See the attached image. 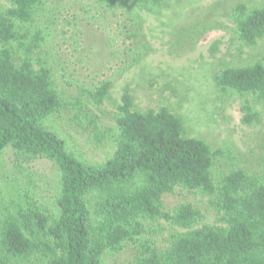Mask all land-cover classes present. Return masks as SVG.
<instances>
[{
	"label": "trees",
	"instance_id": "16d2710c",
	"mask_svg": "<svg viewBox=\"0 0 264 264\" xmlns=\"http://www.w3.org/2000/svg\"><path fill=\"white\" fill-rule=\"evenodd\" d=\"M48 1L11 0L0 9V155L10 150L17 165L47 160L57 172L50 208L28 193L0 207V264H108L122 253H130L126 264H264V174L216 173L219 151L184 137L181 119L167 108L135 110L127 90L114 126L102 127L88 105L98 109L113 81L76 85L77 96L60 88L42 55L51 26L47 33L41 26L54 8ZM95 1L127 21L133 48L124 67L149 55L140 12L156 13L169 0ZM229 20L236 47L264 42V5L238 2ZM215 83L264 105V55L222 70ZM242 110L244 124L257 121L248 101ZM61 114L84 121L96 145L110 144L111 156L94 164L72 151L51 126ZM177 189L206 197L207 208L167 209L164 197ZM207 212L215 224L201 225ZM164 225L170 230L159 247Z\"/></svg>",
	"mask_w": 264,
	"mask_h": 264
},
{
	"label": "rangeland",
	"instance_id": "374dc122",
	"mask_svg": "<svg viewBox=\"0 0 264 264\" xmlns=\"http://www.w3.org/2000/svg\"><path fill=\"white\" fill-rule=\"evenodd\" d=\"M10 2L0 0V9L8 8ZM238 2L264 5V0H169L156 13L141 11L142 35L151 51L125 68L126 53L133 47L120 13L104 9L95 0H49L47 5L54 8L41 26L46 33L51 26L42 55L51 63L60 88L69 89L71 96L79 93L76 85L87 88L101 80L113 81L108 99L98 109L88 105L102 127L114 126L117 106L127 90L135 110L167 108L181 119L184 137L200 138L219 151L216 173L240 168L263 175L264 105L252 96L222 91L215 83L222 70L250 64L264 55V42L254 49L231 43L229 12ZM245 101L258 115L251 125L243 123ZM51 126L90 163L105 162L112 154L108 142H93L84 121L61 114L51 120ZM56 184L52 162L41 159L17 165L10 150L0 155V207L14 195L28 193L50 208ZM163 201L167 209L183 203L207 208L206 197L180 189ZM202 224H215L214 215L207 212ZM164 226V235L157 239L159 247L166 245L170 230ZM129 258L130 253H122L107 262L126 264Z\"/></svg>",
	"mask_w": 264,
	"mask_h": 264
}]
</instances>
